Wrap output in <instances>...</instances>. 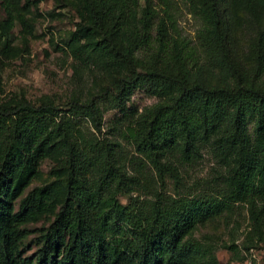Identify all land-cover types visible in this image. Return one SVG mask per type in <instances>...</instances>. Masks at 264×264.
Masks as SVG:
<instances>
[{
	"label": "trees",
	"instance_id": "16d2710c",
	"mask_svg": "<svg viewBox=\"0 0 264 264\" xmlns=\"http://www.w3.org/2000/svg\"><path fill=\"white\" fill-rule=\"evenodd\" d=\"M186 1L203 22L195 43L172 0H61L78 17L65 48L93 84L63 103L0 96V264H220L221 234L208 226L229 227L240 206L249 217L241 246L236 237L223 245L264 246V0ZM30 2L0 0L7 57L24 50L15 25L25 40L34 30ZM138 89L158 99L130 113ZM108 107L123 110L133 164L121 139L103 134ZM203 147L214 177L182 193L183 169ZM45 158L49 177L30 187ZM141 187L150 196L133 193Z\"/></svg>",
	"mask_w": 264,
	"mask_h": 264
},
{
	"label": "rangeland",
	"instance_id": "374dc122",
	"mask_svg": "<svg viewBox=\"0 0 264 264\" xmlns=\"http://www.w3.org/2000/svg\"><path fill=\"white\" fill-rule=\"evenodd\" d=\"M172 16L177 22L178 29L183 36L197 41V32L203 22L201 18L193 13L186 0H172ZM32 5L28 15L33 21L34 30L28 33L23 31L21 24H16L13 33L15 45L24 46L19 56H5L2 53L0 43V96L6 97L13 93L25 94L31 100L37 101L43 94H49L60 103L69 100L73 92H82L86 95L87 89L93 84V75L89 66L80 64L65 48V38L69 31L75 27V10L68 4H62L61 0H31ZM5 16L0 5V19ZM245 34L248 31L244 32ZM243 33V36H244ZM245 38V37H244ZM26 42V43H25ZM78 64V71L74 67ZM92 64V63H91ZM155 95L149 94L141 89L136 90L125 105L124 109L130 113L141 111L144 106L151 105L157 101ZM103 134L109 137L119 138L122 141L123 153L127 162L132 163L134 149L131 144L120 136V129L126 123L121 117L123 110L117 108H105L104 110ZM86 132L89 131V122L86 119L81 121ZM254 121L248 123L249 131L252 132ZM129 159H132L129 161ZM54 161L45 158L40 164V173L30 185H37L49 177V170ZM145 165V164H144ZM143 165V166H144ZM217 163L209 147H203L202 156L194 163L183 169L184 182L179 186L180 191L197 192L208 184L213 175ZM135 171V164L133 167ZM166 186L168 192L174 191L176 185L172 179H168ZM134 194L142 193V196H150L145 187L133 191ZM126 200V196H122ZM44 220L32 223L31 235H35L36 226ZM248 212L244 207H239L234 216V221L229 227L222 224L208 226L212 231L221 234V238L215 244L216 253L220 264H264V246L251 248L250 251L240 249H228L223 244L227 240L236 237V242L241 246L244 231L248 227ZM206 228L202 227L201 231ZM32 236V237H33ZM30 240L28 239V242Z\"/></svg>",
	"mask_w": 264,
	"mask_h": 264
}]
</instances>
